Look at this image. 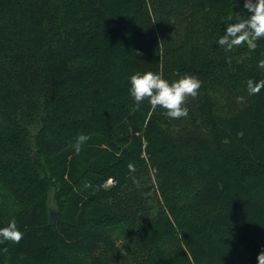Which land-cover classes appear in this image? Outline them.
Returning <instances> with one entry per match:
<instances>
[{"label":"trees","instance_id":"1","mask_svg":"<svg viewBox=\"0 0 264 264\" xmlns=\"http://www.w3.org/2000/svg\"><path fill=\"white\" fill-rule=\"evenodd\" d=\"M243 4L0 0V228L24 234L0 264H257L264 39L218 44ZM146 71L202 82L187 118L134 101Z\"/></svg>","mask_w":264,"mask_h":264},{"label":"clouds","instance_id":"2","mask_svg":"<svg viewBox=\"0 0 264 264\" xmlns=\"http://www.w3.org/2000/svg\"><path fill=\"white\" fill-rule=\"evenodd\" d=\"M244 9L248 13L247 18L237 17L236 22L230 23L224 30V34L218 39V44L225 52H231L234 48L247 45L255 49L257 41L264 39V0H244ZM231 63V58L227 59ZM264 69V60L259 61L258 65ZM130 95L137 104L147 100L151 110L155 111L158 107L165 110V114L172 119L187 118L189 109L186 107L188 98L195 99L199 94L202 82L191 75L180 76L175 81H168L163 78L162 73L146 71L136 73L130 77ZM264 89V80L255 82L248 80V95H257ZM238 102H243L244 97H238ZM89 137L80 134L76 137L73 145L75 154H79L83 145ZM132 169L133 166L129 165ZM23 232L17 227L16 221L11 220L6 227L0 228V244L6 242L19 244L23 239ZM7 252V248L0 249ZM257 264H264V251L257 256Z\"/></svg>","mask_w":264,"mask_h":264},{"label":"rangeland","instance_id":"3","mask_svg":"<svg viewBox=\"0 0 264 264\" xmlns=\"http://www.w3.org/2000/svg\"><path fill=\"white\" fill-rule=\"evenodd\" d=\"M110 178H113V177H110ZM48 206H49V211L52 216V219L55 220L54 223H56L58 220V205H57L55 196L52 193L49 196Z\"/></svg>","mask_w":264,"mask_h":264},{"label":"built area","instance_id":"4","mask_svg":"<svg viewBox=\"0 0 264 264\" xmlns=\"http://www.w3.org/2000/svg\"><path fill=\"white\" fill-rule=\"evenodd\" d=\"M112 183H114V180H113V178H110L107 182H106V184H112Z\"/></svg>","mask_w":264,"mask_h":264},{"label":"water","instance_id":"5","mask_svg":"<svg viewBox=\"0 0 264 264\" xmlns=\"http://www.w3.org/2000/svg\"><path fill=\"white\" fill-rule=\"evenodd\" d=\"M35 159L37 160V154L36 153H35ZM50 219H51V223H54L55 222V220L52 219L51 214H50Z\"/></svg>","mask_w":264,"mask_h":264}]
</instances>
